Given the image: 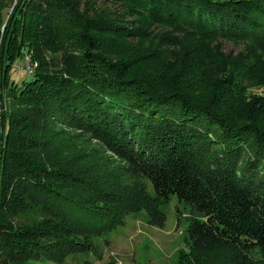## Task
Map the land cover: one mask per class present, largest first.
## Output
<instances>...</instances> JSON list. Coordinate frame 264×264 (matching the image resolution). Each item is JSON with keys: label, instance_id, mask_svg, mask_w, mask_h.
Segmentation results:
<instances>
[{"label": "trees", "instance_id": "obj_1", "mask_svg": "<svg viewBox=\"0 0 264 264\" xmlns=\"http://www.w3.org/2000/svg\"><path fill=\"white\" fill-rule=\"evenodd\" d=\"M135 1L164 24L180 25L176 12L193 14L208 35L246 40L264 58V0ZM12 2L0 0V99L6 127L0 196L6 189L22 191L49 213L68 216L66 225L73 223L74 229L55 222L49 233L91 237L142 210L151 225L163 226L160 203L175 194L191 210L186 232L194 259L186 257L189 264L218 249L221 264H247L249 253L264 250V114L258 112L264 96L262 103L244 100L243 77L238 83L226 80L223 87L215 78L204 84L207 93L197 94L183 83L182 67L174 75H159L144 51L121 54L107 47L101 35L134 31L107 9L86 11L83 0H20L3 28L7 9L1 6ZM57 23L69 29L60 40L61 57L55 58L45 49L58 42L52 38ZM196 24L192 27L203 31ZM26 56L29 80H13L14 63ZM46 146L62 157L50 159L42 152ZM93 153L103 159L105 167H100L107 176L79 166ZM74 158L79 162L73 164ZM143 181L154 195L144 191ZM58 186L89 194L90 208ZM36 233L0 219L3 260L60 262L76 244L69 237L47 242L43 231Z\"/></svg>", "mask_w": 264, "mask_h": 264}, {"label": "rangeland", "instance_id": "obj_2", "mask_svg": "<svg viewBox=\"0 0 264 264\" xmlns=\"http://www.w3.org/2000/svg\"><path fill=\"white\" fill-rule=\"evenodd\" d=\"M19 1L13 0L11 5L6 4V2L1 6L7 9L3 28L6 27L13 16L12 14L15 13ZM83 3L88 5L86 11L91 13L103 12L107 9L117 14L134 33L136 32L135 34L133 32L125 34V36L116 34L101 35L110 49L121 52V54L144 51L146 56H149L150 61L157 64L158 67L155 71L159 75L164 76L165 72H171L169 75H174L182 67V73L186 78L183 83L188 89L197 92V94L207 93L209 90L206 89L204 84L207 85L215 78V82L220 83L223 87L226 80L232 82L234 78L235 83H238L239 77H243V85L240 86L244 89L243 99L253 104L263 102L260 96H264V58H260V51H255L259 47L256 48L253 43L246 42V40L236 41L231 37L217 38L218 36L208 35V30H205L203 26L196 24L197 22L191 19L195 16L193 14L189 17L179 15L176 12L175 14L179 16L178 21L181 24L178 26L170 23L164 24L156 14L147 13L148 11L145 8L148 7L146 4L144 6L141 2L135 0H83ZM84 4L81 8L86 6ZM171 10H169L170 13H172ZM166 16H164V19ZM187 17L192 24L185 20ZM194 23L203 31L194 29L192 27ZM53 27L52 38L53 40L57 39L58 42H55L54 46H48L45 52L56 58L57 56L61 57V41L64 39L69 27L62 23L54 24ZM172 49L176 51L173 52ZM182 49L187 50L184 57L180 56L184 51ZM188 53H191L195 60H192ZM28 57L20 58L14 63L15 68H18L14 69L12 73L13 80H29L30 75L27 73L28 70L25 69L31 64ZM181 57L185 61L179 63ZM140 63L145 65V63ZM248 68H251V70L249 71ZM198 82H202L203 85L197 84ZM1 101L0 99V147L5 142L6 129L3 125L5 108ZM259 111L264 114L263 107ZM42 152L47 154L50 159L60 158L62 157L60 154H63L54 152L48 146ZM75 155L76 153L73 154V157ZM92 155L86 157L82 162L83 164L80 163L79 166L97 172L100 177L107 176L108 171L105 170L107 172L105 173L100 167V165L102 168L105 167L103 159H99L95 153ZM75 161L79 162L75 158L71 162L74 164ZM90 177L92 181L96 178L94 175H90ZM142 185L144 191H147L149 195H154L148 181H143ZM61 188L74 200H80L88 207L86 203L89 194L76 186L70 188L58 186V189ZM21 193L22 191L13 194L10 189L2 192L0 196V219H2L4 225H15L17 230L22 228L34 234H37V230L43 231L45 239H42L47 242H59L69 237L68 240L76 243L72 251L60 262L58 259L41 257L36 260H25L22 264H189L190 261L186 257L194 259L192 253L189 252L190 244L186 232L191 210L188 207L189 205L187 206L180 201L175 194L171 195L169 200L160 203V210L164 212L166 219L161 227L151 225L148 222L150 219L147 212L142 210L125 215L123 218L124 223L105 233L93 231L91 237L81 235L61 237L52 231L49 233L48 229L54 226L53 223L55 222L63 223V226L67 228L71 225L74 229L73 223H68L70 218L64 215L62 217L58 216L56 212L49 213L50 210H47V206L44 207L38 200L35 202V199H28L27 194L21 195ZM65 220L68 221L69 225H66ZM181 256H184L185 260L181 259ZM223 257L221 249L210 251L200 257L198 264H221L224 262ZM248 257L247 264H264V250L249 253ZM202 259H204V262H202ZM0 264H16V262H6L0 254Z\"/></svg>", "mask_w": 264, "mask_h": 264}]
</instances>
